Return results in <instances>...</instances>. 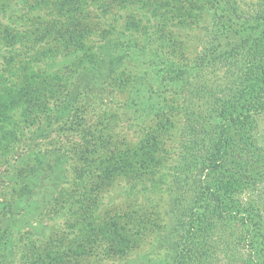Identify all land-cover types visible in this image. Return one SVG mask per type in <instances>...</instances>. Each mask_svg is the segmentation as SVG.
<instances>
[{
  "label": "trees",
  "instance_id": "obj_1",
  "mask_svg": "<svg viewBox=\"0 0 264 264\" xmlns=\"http://www.w3.org/2000/svg\"><path fill=\"white\" fill-rule=\"evenodd\" d=\"M16 2L0 0L21 47L0 67V264H264V0ZM175 131L164 207L142 202Z\"/></svg>",
  "mask_w": 264,
  "mask_h": 264
},
{
  "label": "rangeland",
  "instance_id": "obj_2",
  "mask_svg": "<svg viewBox=\"0 0 264 264\" xmlns=\"http://www.w3.org/2000/svg\"><path fill=\"white\" fill-rule=\"evenodd\" d=\"M16 1H18V2H16L18 7L22 6V8H24L21 12L22 13L25 12L26 17H30L32 15L34 16L33 12H31V13L27 12L28 6L26 5V0H23V1L22 0H16ZM27 1L30 2L31 0H27ZM250 1L251 0H247V3H249ZM247 3H245V4H247ZM15 11H16V9H15ZM13 14L11 16H13ZM8 16H9V14L5 16L3 23L8 21L10 24L12 23L14 25H18L19 22L24 21V22H26V25L29 24V21H27V20H23L21 18L14 19V17H12L10 19ZM0 18H2V17L0 16ZM152 21H154V19H152ZM113 26H114L113 29H115V30L117 29V31H120V26H121L120 21L116 20L114 22ZM198 29H199V27H197L196 29H192V30L190 29L188 31V34H187L188 36H187V38L185 37L186 38L185 39L186 40L185 47L180 48V52H181L180 54H183L184 56H188L189 58H191L194 55V52H196L198 50V48L200 46L199 40L202 39V37H201L202 35L200 34L202 29L201 30H198ZM176 45L178 47V43H176ZM169 48H170V50H173L172 45ZM178 50H179V48L176 50V52H178ZM20 52H21V47H18V46L10 47L8 44H5L2 39H0V67L1 68L6 67V65H7L6 60H8L7 58H10V61H9L10 65H14L15 62L17 60H19V58H21L19 55H17ZM67 61H69V60H67L65 58L61 60L59 58L55 61V64L58 65V64H61L62 62L66 63ZM118 98H123V97H118ZM100 100L103 102L101 104H106L105 106L102 105L101 109H104V108L112 109L113 108L112 104L109 103V100H110L109 98L105 97V99L101 98ZM118 111H121V110L118 109ZM99 112H100L99 108H97L96 115L93 116L95 122H97L100 119L101 120L103 119V114L101 116H98ZM120 118L123 121L120 122V126L118 127V129L120 127L122 129V126L124 127L125 124H128L127 131H126V134H128L127 135L128 138L133 137L132 138L133 140H137L134 137L139 136V134L136 133V131L138 130V128L136 127V123L139 119H133L130 121L128 119L131 117H129V116L126 117L124 115H121ZM116 120L118 121V124H119L118 119H115L114 122H116ZM53 127H54L55 132H58L57 127L56 126H53ZM176 131L173 134L170 133L168 135V139L165 141V150H163L164 153L161 152L162 154H160V158H164V160L162 162L161 173L152 179V180H164V183L161 185L159 191L156 190V191L146 192L145 194H142V196L139 197V200L142 202L157 203L158 205H160L161 208L164 207L166 199L168 198V191H167V189L169 188L168 182H169V180H171V176L176 170L173 166L175 163V159H176V157L173 153L176 150V149L175 150L173 149L174 145L176 144V141H175V137L177 136ZM52 134H54V133H52ZM257 136L259 137L260 141L264 144V113L261 114L259 116V119H258ZM171 146H173V147H171ZM172 160H173V162H172ZM1 169H2V167L0 166V170ZM3 189L4 188H0V195L1 196L3 195V192H4ZM124 189H125L124 185H122L118 188L119 192H123ZM124 192H126V190H124ZM121 196H123V195L121 194ZM121 196H118V198H120Z\"/></svg>",
  "mask_w": 264,
  "mask_h": 264
}]
</instances>
